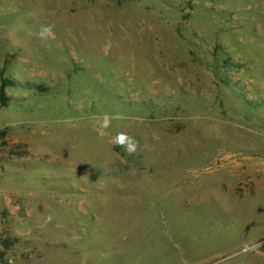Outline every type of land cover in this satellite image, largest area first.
<instances>
[{
	"label": "rangeland",
	"instance_id": "374dc122",
	"mask_svg": "<svg viewBox=\"0 0 264 264\" xmlns=\"http://www.w3.org/2000/svg\"><path fill=\"white\" fill-rule=\"evenodd\" d=\"M2 78L0 264H264V0H0Z\"/></svg>",
	"mask_w": 264,
	"mask_h": 264
},
{
	"label": "clouds",
	"instance_id": "9594fccd",
	"mask_svg": "<svg viewBox=\"0 0 264 264\" xmlns=\"http://www.w3.org/2000/svg\"><path fill=\"white\" fill-rule=\"evenodd\" d=\"M54 26L53 25H42L39 30V36L41 38H47L50 36V34L53 31ZM120 119L121 117L119 115H116L114 117L105 116V127L108 126V122H110L111 119ZM115 144L118 147L124 148L125 152L128 155H133L137 152L139 141H137L134 137L129 136L127 133H118L115 138ZM49 222L51 220V217L48 218Z\"/></svg>",
	"mask_w": 264,
	"mask_h": 264
},
{
	"label": "trees",
	"instance_id": "16d2710c",
	"mask_svg": "<svg viewBox=\"0 0 264 264\" xmlns=\"http://www.w3.org/2000/svg\"><path fill=\"white\" fill-rule=\"evenodd\" d=\"M20 83L17 81H11L8 78H2L0 81V105L7 106L9 103L15 100V96L8 92L9 88H17ZM39 88V86H34Z\"/></svg>",
	"mask_w": 264,
	"mask_h": 264
}]
</instances>
